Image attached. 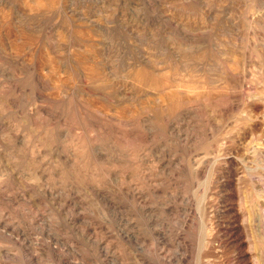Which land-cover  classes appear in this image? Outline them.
<instances>
[{
	"label": "rangeland",
	"instance_id": "obj_1",
	"mask_svg": "<svg viewBox=\"0 0 264 264\" xmlns=\"http://www.w3.org/2000/svg\"><path fill=\"white\" fill-rule=\"evenodd\" d=\"M263 209L264 0H0V264H264Z\"/></svg>",
	"mask_w": 264,
	"mask_h": 264
},
{
	"label": "bare ground",
	"instance_id": "obj_2",
	"mask_svg": "<svg viewBox=\"0 0 264 264\" xmlns=\"http://www.w3.org/2000/svg\"><path fill=\"white\" fill-rule=\"evenodd\" d=\"M264 210V209H263ZM258 217V216H257Z\"/></svg>",
	"mask_w": 264,
	"mask_h": 264
}]
</instances>
